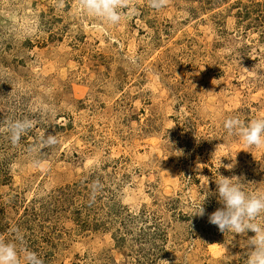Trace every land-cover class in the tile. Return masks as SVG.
<instances>
[{
    "label": "rangeland",
    "instance_id": "rangeland-1",
    "mask_svg": "<svg viewBox=\"0 0 264 264\" xmlns=\"http://www.w3.org/2000/svg\"><path fill=\"white\" fill-rule=\"evenodd\" d=\"M120 13L0 0V238L19 229L43 264H245L247 237L208 222L217 199L195 212L219 173L264 191V148L223 128L264 117V0ZM24 118L13 144L4 121Z\"/></svg>",
    "mask_w": 264,
    "mask_h": 264
},
{
    "label": "clouds",
    "instance_id": "clouds-1",
    "mask_svg": "<svg viewBox=\"0 0 264 264\" xmlns=\"http://www.w3.org/2000/svg\"><path fill=\"white\" fill-rule=\"evenodd\" d=\"M167 4L168 0H148L149 7L155 10H160ZM79 5L86 15L115 25L121 20L120 9L126 6V0H79ZM4 123L13 144L19 143L22 135L33 127V122L28 118L6 120ZM223 128L228 136L250 147L264 148V117L251 118L245 122L238 115L228 116L223 122ZM57 143V136L48 133L40 138L39 147H53ZM219 147L220 145L216 152ZM222 166L232 171L235 161ZM199 169L198 165L197 170ZM238 178L240 177L220 173L214 175L215 190L207 185L203 187V203L196 209L195 215L203 217L205 201L214 196L221 206L208 215V222L217 226L224 234L232 232L236 236L247 237L240 242L245 250V264H264V223L260 222V218L264 216V191H247L244 187L246 182ZM92 187L95 192L99 185L94 182ZM249 232L254 235L249 237ZM14 235L15 243L0 238V264H43L36 252L23 246L24 238L19 229L14 231Z\"/></svg>",
    "mask_w": 264,
    "mask_h": 264
}]
</instances>
